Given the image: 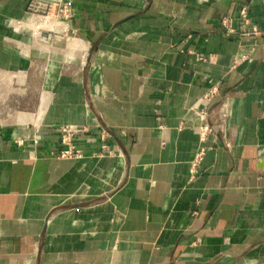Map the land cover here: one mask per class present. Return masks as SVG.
I'll return each instance as SVG.
<instances>
[{
	"label": "crops",
	"instance_id": "0c3cea01",
	"mask_svg": "<svg viewBox=\"0 0 264 264\" xmlns=\"http://www.w3.org/2000/svg\"><path fill=\"white\" fill-rule=\"evenodd\" d=\"M34 1L0 0V264H264V0Z\"/></svg>",
	"mask_w": 264,
	"mask_h": 264
},
{
	"label": "built area",
	"instance_id": "2783aa9c",
	"mask_svg": "<svg viewBox=\"0 0 264 264\" xmlns=\"http://www.w3.org/2000/svg\"><path fill=\"white\" fill-rule=\"evenodd\" d=\"M52 6L56 7V14L62 17H68L70 14L69 6L63 0H35L33 3L29 5V10L31 11L36 10L37 8H42L46 14H49L51 11ZM256 30L254 29V34H256ZM217 93L216 86H211L208 91L206 92L204 99L209 101L212 96ZM199 140L204 142L206 136L211 132V128L206 123V112L200 111L199 113ZM59 137H60V144L62 149L58 153L59 158H74L79 159L84 156L83 150L78 148L75 141L77 138L88 137L89 141H94L90 138V131L87 127L82 128H73L71 126H61L59 128ZM108 139V133L105 130H101L100 132V140L105 141ZM107 144H103L102 149L107 151ZM108 154H111V151H107ZM203 156L202 150L198 152L191 164V172L194 173L195 167L201 161Z\"/></svg>",
	"mask_w": 264,
	"mask_h": 264
}]
</instances>
